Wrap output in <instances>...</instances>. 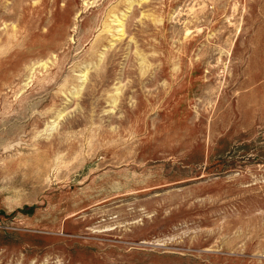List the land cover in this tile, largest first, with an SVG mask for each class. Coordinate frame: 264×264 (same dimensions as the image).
Returning a JSON list of instances; mask_svg holds the SVG:
<instances>
[{
  "label": "rangeland",
  "instance_id": "1",
  "mask_svg": "<svg viewBox=\"0 0 264 264\" xmlns=\"http://www.w3.org/2000/svg\"><path fill=\"white\" fill-rule=\"evenodd\" d=\"M0 264H264V0H0Z\"/></svg>",
  "mask_w": 264,
  "mask_h": 264
}]
</instances>
